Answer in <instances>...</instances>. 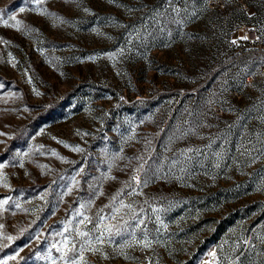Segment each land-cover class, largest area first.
<instances>
[{"label":"rangeland","instance_id":"obj_1","mask_svg":"<svg viewBox=\"0 0 264 264\" xmlns=\"http://www.w3.org/2000/svg\"><path fill=\"white\" fill-rule=\"evenodd\" d=\"M0 13V264H264V0Z\"/></svg>","mask_w":264,"mask_h":264},{"label":"snow or ice","instance_id":"obj_2","mask_svg":"<svg viewBox=\"0 0 264 264\" xmlns=\"http://www.w3.org/2000/svg\"><path fill=\"white\" fill-rule=\"evenodd\" d=\"M36 2L37 3H40L41 2V0H36ZM20 11L21 12H23L24 11V8H21L20 9ZM0 19H3V13H0ZM8 20H15V17L14 16H8V18L7 19H3V23L7 26L8 25ZM20 24V21H16V25H19ZM133 179H137L136 177H133ZM114 200H115V197L113 198ZM6 202V201H5ZM122 207H129V208H131V205H121ZM85 219H87L86 217H85ZM101 219H103V217H101ZM107 231L108 232H111L112 231V229L111 228H109V229H107ZM120 233V230L119 229H116V233L115 234H119ZM9 239H11L10 237H9ZM148 245L147 244H145V247H147ZM72 264H76V261H73L72 262Z\"/></svg>","mask_w":264,"mask_h":264}]
</instances>
